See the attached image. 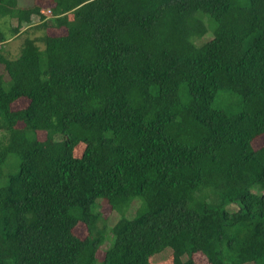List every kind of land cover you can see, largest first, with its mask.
I'll list each match as a JSON object with an SVG mask.
<instances>
[{
    "label": "trees",
    "instance_id": "16d2710c",
    "mask_svg": "<svg viewBox=\"0 0 264 264\" xmlns=\"http://www.w3.org/2000/svg\"><path fill=\"white\" fill-rule=\"evenodd\" d=\"M47 6L0 0V264H264V0Z\"/></svg>",
    "mask_w": 264,
    "mask_h": 264
},
{
    "label": "rangeland",
    "instance_id": "374dc122",
    "mask_svg": "<svg viewBox=\"0 0 264 264\" xmlns=\"http://www.w3.org/2000/svg\"><path fill=\"white\" fill-rule=\"evenodd\" d=\"M40 5L42 6V11L47 16L49 14L48 4L50 0H38ZM32 4V0H17V5L19 7H28ZM50 15V14H49ZM218 105V104H216ZM15 108H19L20 105L15 104ZM21 108V107H20ZM39 137L41 140L45 139V133H40ZM253 146L255 149L261 148L264 146V136L259 137L254 140ZM82 151V147L78 148L77 154H80ZM105 212L108 214V209L105 207ZM114 220V214L112 215V221ZM75 234L79 237H85L87 235V228L83 223H79L74 230ZM152 264H173V257L169 254H164L163 256H157L152 259Z\"/></svg>",
    "mask_w": 264,
    "mask_h": 264
},
{
    "label": "built area",
    "instance_id": "2783aa9c",
    "mask_svg": "<svg viewBox=\"0 0 264 264\" xmlns=\"http://www.w3.org/2000/svg\"><path fill=\"white\" fill-rule=\"evenodd\" d=\"M50 14V15H49ZM49 14L47 15V17L51 18L52 17V13L51 11L49 10Z\"/></svg>",
    "mask_w": 264,
    "mask_h": 264
},
{
    "label": "crops",
    "instance_id": "0c3cea01",
    "mask_svg": "<svg viewBox=\"0 0 264 264\" xmlns=\"http://www.w3.org/2000/svg\"><path fill=\"white\" fill-rule=\"evenodd\" d=\"M33 1V0H32Z\"/></svg>",
    "mask_w": 264,
    "mask_h": 264
}]
</instances>
